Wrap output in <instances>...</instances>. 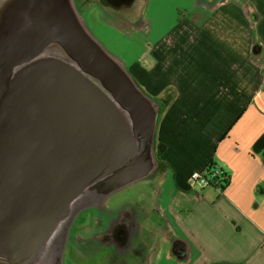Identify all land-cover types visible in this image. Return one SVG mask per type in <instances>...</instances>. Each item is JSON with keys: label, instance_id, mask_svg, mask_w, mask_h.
<instances>
[{"label": "crops", "instance_id": "obj_1", "mask_svg": "<svg viewBox=\"0 0 264 264\" xmlns=\"http://www.w3.org/2000/svg\"><path fill=\"white\" fill-rule=\"evenodd\" d=\"M187 2L156 31L143 12L151 0H75L105 49L92 26L145 39L132 65L114 57L157 111L154 152H165L150 175L77 215L64 263L264 264V152L253 150L264 134V0ZM210 164L228 176L223 188L190 180Z\"/></svg>", "mask_w": 264, "mask_h": 264}, {"label": "water", "instance_id": "obj_2", "mask_svg": "<svg viewBox=\"0 0 264 264\" xmlns=\"http://www.w3.org/2000/svg\"><path fill=\"white\" fill-rule=\"evenodd\" d=\"M157 124L75 0H0V264H64L77 215L155 170Z\"/></svg>", "mask_w": 264, "mask_h": 264}, {"label": "rangeland", "instance_id": "obj_3", "mask_svg": "<svg viewBox=\"0 0 264 264\" xmlns=\"http://www.w3.org/2000/svg\"><path fill=\"white\" fill-rule=\"evenodd\" d=\"M188 5L187 0H151V3L144 6L143 12L156 31L158 29L168 31L174 25L171 20H175L177 17L180 19ZM163 21L165 23H162ZM104 26H92L95 37L113 56L123 60L128 66L132 65L140 51V47H142L143 42L145 43V39L140 34L116 32L113 28ZM132 189H134L133 186ZM124 191L126 192V190ZM73 260L72 258H66L64 264H74L72 263Z\"/></svg>", "mask_w": 264, "mask_h": 264}, {"label": "built area", "instance_id": "obj_4", "mask_svg": "<svg viewBox=\"0 0 264 264\" xmlns=\"http://www.w3.org/2000/svg\"><path fill=\"white\" fill-rule=\"evenodd\" d=\"M190 180L198 187L216 186L222 188L224 181H228V176L222 170L207 166L203 170L195 171L191 174Z\"/></svg>", "mask_w": 264, "mask_h": 264}, {"label": "trees", "instance_id": "obj_5", "mask_svg": "<svg viewBox=\"0 0 264 264\" xmlns=\"http://www.w3.org/2000/svg\"><path fill=\"white\" fill-rule=\"evenodd\" d=\"M253 150L256 154H261L264 152V134L258 139V141L255 143ZM165 152V146L162 144H158L156 146V155L157 158H160L161 154ZM210 167H214L213 164L209 165ZM224 183V186L228 183V181L222 182ZM222 186V188L224 187Z\"/></svg>", "mask_w": 264, "mask_h": 264}, {"label": "flooded vegetation", "instance_id": "obj_6", "mask_svg": "<svg viewBox=\"0 0 264 264\" xmlns=\"http://www.w3.org/2000/svg\"><path fill=\"white\" fill-rule=\"evenodd\" d=\"M76 239L77 240H80V242L82 241V239H80V237H78V235H76ZM85 245V244H84ZM85 261H86V259H85ZM85 264H86V262H85Z\"/></svg>", "mask_w": 264, "mask_h": 264}, {"label": "bare ground", "instance_id": "obj_7", "mask_svg": "<svg viewBox=\"0 0 264 264\" xmlns=\"http://www.w3.org/2000/svg\"><path fill=\"white\" fill-rule=\"evenodd\" d=\"M88 258H89V257H88ZM81 259H83V258H81ZM81 259H80V260H81Z\"/></svg>", "mask_w": 264, "mask_h": 264}]
</instances>
